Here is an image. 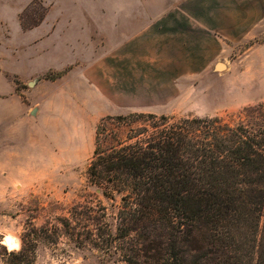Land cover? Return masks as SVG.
Instances as JSON below:
<instances>
[{
    "label": "rangeland",
    "instance_id": "374dc122",
    "mask_svg": "<svg viewBox=\"0 0 264 264\" xmlns=\"http://www.w3.org/2000/svg\"><path fill=\"white\" fill-rule=\"evenodd\" d=\"M238 1L247 7L242 33L183 36L184 46L204 45L198 56L160 48L143 57L125 56L122 66L115 45L97 36L113 27L72 26L60 27L75 32L69 39L82 53L70 69L40 72L35 38L23 81L4 71L0 57V240L5 233L21 239L19 253L0 248V264H14L12 254L25 249L21 260L29 264H127L124 253L108 250L107 242L118 231L122 200L116 194L105 198L88 177L96 140L101 151L134 145L152 133L156 120L149 115L171 123L218 118L233 126L243 109L264 105V0ZM100 3L73 0L76 10L68 16H97L92 9ZM28 6L17 15L19 20L27 13L25 24L48 10L39 1ZM60 40L68 44L66 35ZM96 219L112 229H93Z\"/></svg>",
    "mask_w": 264,
    "mask_h": 264
},
{
    "label": "trees",
    "instance_id": "16d2710c",
    "mask_svg": "<svg viewBox=\"0 0 264 264\" xmlns=\"http://www.w3.org/2000/svg\"><path fill=\"white\" fill-rule=\"evenodd\" d=\"M26 12L23 30L44 19L25 24ZM242 116L231 126L149 115L152 133L134 145L101 151L96 140L90 183L122 200L108 250L119 249L127 264H264V105ZM96 222L93 229H112ZM26 253L12 254L14 264H29Z\"/></svg>",
    "mask_w": 264,
    "mask_h": 264
},
{
    "label": "crops",
    "instance_id": "0c3cea01",
    "mask_svg": "<svg viewBox=\"0 0 264 264\" xmlns=\"http://www.w3.org/2000/svg\"><path fill=\"white\" fill-rule=\"evenodd\" d=\"M33 1L48 5V10L38 26L24 31L17 15ZM72 1L0 0V57L5 58L6 73L15 74L23 81L30 69L29 43L34 38L40 47L37 56L40 72L59 73L76 66L82 53L77 41L69 39L74 31L60 27H113L111 32L109 28L101 29L97 36L101 42L115 45L118 58L125 66V56L143 57L160 48L184 50L185 55L192 50L197 54L190 55L198 56L204 52V45L184 46L187 38L183 36L203 39L214 33H242L247 24V7L238 0H101L92 9L97 16L88 13L80 18L68 16L71 10H76ZM63 35L67 36L68 44L57 41ZM82 65H87L86 61ZM122 74L125 75L124 70Z\"/></svg>",
    "mask_w": 264,
    "mask_h": 264
},
{
    "label": "clouds",
    "instance_id": "9594fccd",
    "mask_svg": "<svg viewBox=\"0 0 264 264\" xmlns=\"http://www.w3.org/2000/svg\"><path fill=\"white\" fill-rule=\"evenodd\" d=\"M0 248L6 249L7 253H19L21 250V239L19 234L5 233L4 239L0 240Z\"/></svg>",
    "mask_w": 264,
    "mask_h": 264
},
{
    "label": "water",
    "instance_id": "95a60500",
    "mask_svg": "<svg viewBox=\"0 0 264 264\" xmlns=\"http://www.w3.org/2000/svg\"><path fill=\"white\" fill-rule=\"evenodd\" d=\"M220 68H222V67H220Z\"/></svg>",
    "mask_w": 264,
    "mask_h": 264
}]
</instances>
